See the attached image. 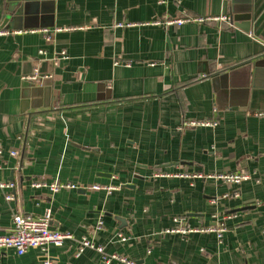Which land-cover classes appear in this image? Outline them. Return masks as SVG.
<instances>
[{"label":"crops","instance_id":"obj_1","mask_svg":"<svg viewBox=\"0 0 264 264\" xmlns=\"http://www.w3.org/2000/svg\"><path fill=\"white\" fill-rule=\"evenodd\" d=\"M16 1L0 0V179L15 184L0 235L50 210L74 238L0 249V264H264V0H40L52 14L28 15ZM186 15L229 20L164 23ZM193 120L216 124L180 130ZM241 171L253 178L208 177ZM178 217L226 231L166 232ZM83 237L103 252L77 255Z\"/></svg>","mask_w":264,"mask_h":264},{"label":"built area","instance_id":"obj_2","mask_svg":"<svg viewBox=\"0 0 264 264\" xmlns=\"http://www.w3.org/2000/svg\"><path fill=\"white\" fill-rule=\"evenodd\" d=\"M219 20H229V16L224 15H207V16H190L186 15L182 18H168L164 21L165 24H176L182 25L187 22H197V23H207L215 22ZM65 54V52H63ZM37 72V71H36ZM32 78H37L34 75ZM256 115L264 116V111L257 112ZM216 124L215 121H203V120H193L185 122L180 130L188 125L192 126H212ZM16 154V153H14ZM163 175V174H158ZM174 176H187L190 177V174H176ZM195 176V175H194ZM197 177H202V175H197ZM208 177H213L224 181L227 184H240L243 181H248L253 178V173L248 171L241 172H231V173H222L218 175H208ZM32 186L35 188H48L52 192H58L62 189H76L77 185L69 182H52L47 183L45 181H34ZM94 190H107L109 192L113 191L117 187L113 185H101L95 184L90 187ZM0 189L7 191L6 199L9 201L14 200V195L10 190H15V184L13 182L5 181L0 179ZM182 218H175L176 226L172 229L166 230V232L173 233H182L184 235L192 232H214L217 233L219 239L223 237L224 232L226 231V226L224 222H221L216 226L208 227H191L188 225L180 224ZM224 221V220H223ZM118 237L121 241L127 240V236L123 233H119ZM73 235L70 233L62 232L51 228V213L50 210L42 216L35 217L32 215H22L17 214L14 216L12 230L6 234L0 235V249L12 248L18 255H24L30 249H41L46 251L49 246L54 245L57 247L62 246L67 240L73 239ZM80 246L77 252V255H80L86 248H94L100 252H103L102 247L97 246L91 239L83 237L79 240ZM117 259L126 264H136L135 261H131L126 257L114 254L107 258L105 261H113Z\"/></svg>","mask_w":264,"mask_h":264},{"label":"water","instance_id":"obj_3","mask_svg":"<svg viewBox=\"0 0 264 264\" xmlns=\"http://www.w3.org/2000/svg\"><path fill=\"white\" fill-rule=\"evenodd\" d=\"M24 1V2H23ZM45 1H49V0H45ZM52 1V0H51ZM17 4L20 3V9L17 10V14L22 15H28L30 14L29 12L31 10H33V7H35V9H37L38 7L40 12H49L52 14L53 8L50 7L52 6V4L50 3H44L40 0H17L16 1ZM23 2V4H22ZM245 4L240 5V7H242V9H240L239 11L235 10L233 11V19L235 21H239L241 22V26L246 30V31H250V26H251V13L244 9ZM255 47L257 49H255V53L256 54H260L264 52V46H262L260 43L256 42L255 43ZM260 48V50H258Z\"/></svg>","mask_w":264,"mask_h":264}]
</instances>
